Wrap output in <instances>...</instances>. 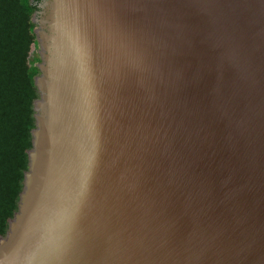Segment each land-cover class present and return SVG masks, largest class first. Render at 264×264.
Here are the masks:
<instances>
[{
	"label": "water",
	"instance_id": "obj_1",
	"mask_svg": "<svg viewBox=\"0 0 264 264\" xmlns=\"http://www.w3.org/2000/svg\"><path fill=\"white\" fill-rule=\"evenodd\" d=\"M32 23L0 264H264V0H42Z\"/></svg>",
	"mask_w": 264,
	"mask_h": 264
},
{
	"label": "trees",
	"instance_id": "obj_2",
	"mask_svg": "<svg viewBox=\"0 0 264 264\" xmlns=\"http://www.w3.org/2000/svg\"><path fill=\"white\" fill-rule=\"evenodd\" d=\"M41 1L0 0V236L18 209L32 147L40 62L32 16Z\"/></svg>",
	"mask_w": 264,
	"mask_h": 264
},
{
	"label": "rangeland",
	"instance_id": "obj_3",
	"mask_svg": "<svg viewBox=\"0 0 264 264\" xmlns=\"http://www.w3.org/2000/svg\"><path fill=\"white\" fill-rule=\"evenodd\" d=\"M33 52H35V49H33ZM37 52V51H36ZM37 55H38V53H37Z\"/></svg>",
	"mask_w": 264,
	"mask_h": 264
}]
</instances>
